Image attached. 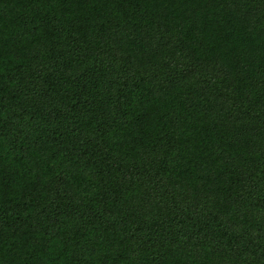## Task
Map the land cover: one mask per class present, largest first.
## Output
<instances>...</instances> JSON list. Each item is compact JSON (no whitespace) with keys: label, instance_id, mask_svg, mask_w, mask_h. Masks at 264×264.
Wrapping results in <instances>:
<instances>
[{"label":"trees","instance_id":"obj_1","mask_svg":"<svg viewBox=\"0 0 264 264\" xmlns=\"http://www.w3.org/2000/svg\"><path fill=\"white\" fill-rule=\"evenodd\" d=\"M0 264H264V0H0Z\"/></svg>","mask_w":264,"mask_h":264}]
</instances>
